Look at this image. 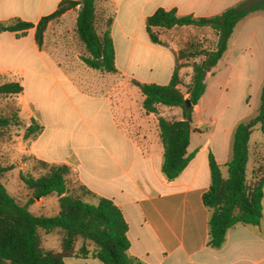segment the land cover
Masks as SVG:
<instances>
[{
	"label": "crops",
	"instance_id": "crops-1",
	"mask_svg": "<svg viewBox=\"0 0 264 264\" xmlns=\"http://www.w3.org/2000/svg\"><path fill=\"white\" fill-rule=\"evenodd\" d=\"M61 1L0 0V21L17 18L36 25ZM243 1L108 0L116 10L111 38L118 73L105 75L167 85L174 67L173 53L150 42L146 19L158 9L176 10L179 16L212 17ZM77 12L71 10L59 20L73 14L75 23ZM55 23L48 25L41 49L35 43L34 29L20 38L15 33L0 34V76L22 84L23 94L18 101L24 129L31 120L43 128L30 144L33 157L72 167L83 186L120 209L128 226L129 255L133 258L146 264H264V207L259 226L234 227L227 233L224 246L212 250L207 247L209 211L202 202L210 186L208 156L211 154L218 165H226L231 158L233 131L245 121L247 110L230 121L227 129L224 125L219 132L206 134L200 130L203 121L194 123L202 110L198 103L193 108L186 149L192 159L179 177L169 182L161 173L163 146L157 124L165 115L179 113L176 121L182 120V110L159 107L157 114L147 115L137 88H125L123 92L119 87L85 88L79 84V76L75 80L73 70L67 67L58 36L52 43L49 40ZM119 42L132 46L121 62ZM263 44L264 12H257L235 27L223 63L233 72L228 56L238 50L242 58L252 54L257 61L259 56L264 57ZM132 97L139 101L143 112L137 119L130 116L126 106V102L131 105ZM42 200L34 203L40 211L45 209ZM43 246L46 250L58 249L54 248L58 246L56 235H43ZM64 264L103 263L68 258Z\"/></svg>",
	"mask_w": 264,
	"mask_h": 264
},
{
	"label": "trees",
	"instance_id": "trees-1",
	"mask_svg": "<svg viewBox=\"0 0 264 264\" xmlns=\"http://www.w3.org/2000/svg\"><path fill=\"white\" fill-rule=\"evenodd\" d=\"M99 1L62 0L52 14L41 18L36 25L17 18L0 21V34L10 32L20 38L34 29L35 43L41 49L48 25L65 13L78 9L75 34L86 53L81 61L93 71L115 75L118 71L111 38L113 19L107 14L97 13L96 4ZM257 12H264V0H246L219 15L206 18L179 16L176 10L158 9L146 19L145 30L150 42L162 48H169L164 38L171 31L190 28L210 35L203 40L189 39L176 53L172 52L174 67L167 85L130 81L143 97L142 108L147 115L157 114L159 107L182 110L180 121L158 119L163 146L161 173L167 181L177 179L192 159L191 155L187 156L186 149L193 108L205 93L208 73L227 51L235 27ZM184 68L191 70L190 81L185 86L180 73ZM181 88H185V92ZM22 94L20 80L0 82V98L18 100ZM187 101L191 104L190 108L186 107ZM11 109V117L0 116V129L12 123L19 125V106ZM257 126L264 135V83L257 115L240 122L233 131L231 158L225 165L226 177L214 157L211 154L208 156L210 186L203 194L202 202L209 211V249L220 250L227 233L238 225H260L264 167L253 173L252 180L247 178L249 140ZM42 131L43 128L31 120L25 129L24 140L32 142ZM33 159L31 172L20 174L28 193L24 204L11 198L1 183V179L13 168H0V264H64L68 258L96 259L103 264H146L129 255L128 226L112 201L90 192L80 183L72 167ZM47 198L56 199V216H35L28 211L30 205ZM51 234L56 235L59 247L46 250L43 235Z\"/></svg>",
	"mask_w": 264,
	"mask_h": 264
},
{
	"label": "rangeland",
	"instance_id": "rangeland-1",
	"mask_svg": "<svg viewBox=\"0 0 264 264\" xmlns=\"http://www.w3.org/2000/svg\"><path fill=\"white\" fill-rule=\"evenodd\" d=\"M98 14H107L113 21L115 18L116 10L113 2L108 3V0H100L96 4ZM107 10V11H106ZM107 12V13H105ZM73 14L67 19L61 21L57 20L53 25L49 40L52 43L56 35L60 48L64 49L66 55L67 67L73 70L74 79L79 76V84L85 88H136L127 79L123 81L119 76H107L99 72L87 69L81 62L80 58L86 56L84 47L77 40L75 34V23ZM113 24V22H112ZM112 27V26H111ZM101 31V30H100ZM115 38H119V30L116 29ZM200 38L208 39L210 35L208 32L197 31L195 29H180L171 31L165 35V42L173 53H176L189 39ZM261 46V45H260ZM131 44L118 43V49L121 55L120 62L128 55V50ZM264 50V44H263ZM239 50L232 55H229V62L232 63L234 71L223 63V58L219 63L208 73L205 84L206 90L200 100L201 113L196 115L194 123L203 121L204 124L200 125L201 131H206V134L217 133L221 127L229 125L230 121L236 117H240L243 113L244 120L254 118L259 110L261 87L264 83V57L259 56L255 61V56L252 54L242 58ZM254 64V65H253ZM79 69V70H78ZM79 71V73H78ZM182 84L188 85L190 81L191 70L184 68L181 70ZM7 81L6 78H1L0 82ZM261 82V84H260ZM260 84V86H259ZM97 86V87H96ZM257 88H259L258 92ZM185 92V88H181ZM243 91V103L241 101V92ZM244 104V105H243ZM18 108L19 101L17 99L0 98V116L11 117L12 107ZM127 109H130L131 115L134 119L143 115L139 109V101L134 97L131 98V105L126 102ZM245 106V107H244ZM174 112V111H172ZM171 115V113H168ZM177 115L168 116V120H176ZM24 118V117H23ZM19 125L12 123L7 128L0 129V168H13L2 179L1 183L5 187L7 194L24 204L27 200V191L20 180V174L31 172L34 159L30 152V144L33 142L24 140L25 123L18 114ZM212 121H214L212 123ZM222 174L227 176V169L223 165H219ZM260 167H264V135L261 133L259 127H255L249 140V162L247 165V178L252 180L253 173ZM75 176V175H74ZM45 209L40 211L38 204H32L28 207V211L35 216L53 217L58 214V207L55 198L43 199ZM264 207V199L262 201ZM59 246V242H58ZM54 246V248H58ZM46 248L48 246H45Z\"/></svg>",
	"mask_w": 264,
	"mask_h": 264
},
{
	"label": "water",
	"instance_id": "water-1",
	"mask_svg": "<svg viewBox=\"0 0 264 264\" xmlns=\"http://www.w3.org/2000/svg\"><path fill=\"white\" fill-rule=\"evenodd\" d=\"M186 107H187V108H190V107H191V104H190L189 101L186 102Z\"/></svg>",
	"mask_w": 264,
	"mask_h": 264
}]
</instances>
